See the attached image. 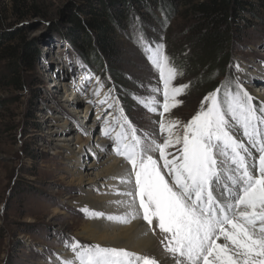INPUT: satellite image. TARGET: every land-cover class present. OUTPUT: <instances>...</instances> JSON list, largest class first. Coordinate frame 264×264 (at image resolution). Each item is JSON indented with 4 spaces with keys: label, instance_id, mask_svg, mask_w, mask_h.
Returning <instances> with one entry per match:
<instances>
[{
    "label": "rangeland",
    "instance_id": "obj_1",
    "mask_svg": "<svg viewBox=\"0 0 264 264\" xmlns=\"http://www.w3.org/2000/svg\"><path fill=\"white\" fill-rule=\"evenodd\" d=\"M188 1L0 0V34L13 35L0 45V264H60L57 262L66 250L70 251L65 240L92 245L79 237L88 219L72 206L82 201L86 192L70 172L69 150L83 148L72 143L83 131L80 137L85 141L86 165L97 162V153H111L107 150L111 141L103 135L104 122L111 124L114 117L122 122L119 109H123L138 134H158L159 115L149 113L134 98L148 96L149 89L158 82V73L137 43L139 32L153 46L163 44L166 55L182 70L183 75L174 85H190L178 97L182 103L165 114L166 118L180 121L181 126L188 122L201 108L204 97L217 89L210 78L219 87L226 80H238L254 98V105L264 104L252 95L258 82L264 81V13L263 19L241 14L245 20L238 21L239 35L234 37L231 48L223 54L210 55L195 40L193 6L198 2ZM90 7L113 19L111 36L119 54L111 68L117 71L120 81L94 74L82 58L83 53H88L74 42L83 35L73 16L76 14L84 25L91 16ZM21 40L39 51L38 62L15 75L4 56ZM229 55L230 62L226 60ZM15 66L21 65L14 63ZM57 76L71 81V85L63 82L58 89ZM73 93L81 102L77 107L69 103ZM122 99L129 104L128 110L122 106ZM87 111L89 121L83 120ZM65 121L69 124L63 127ZM91 136L104 142L107 151H100V146L99 152L93 151L88 144ZM178 147L167 151L176 154ZM101 169L86 173L94 176ZM105 179L99 175L88 191L99 194L97 190L105 188ZM157 238L159 258L165 254L163 257L173 264L161 243L164 235L158 233ZM145 254L156 258L150 252Z\"/></svg>",
    "mask_w": 264,
    "mask_h": 264
},
{
    "label": "snow or ice",
    "instance_id": "obj_2",
    "mask_svg": "<svg viewBox=\"0 0 264 264\" xmlns=\"http://www.w3.org/2000/svg\"><path fill=\"white\" fill-rule=\"evenodd\" d=\"M136 39L158 82L148 96L134 98L159 115L158 134H138L123 109L122 122L105 120L103 135L111 141L107 150L130 165L118 177L130 187L117 195L130 199L110 202L124 208L120 214L81 211L117 225L142 220L152 234L158 228L173 264H264V104L254 105L238 80L229 79L205 96L181 126L165 114L182 103L178 97L190 85H174L183 72L163 44L153 46L143 32ZM176 146V154L167 151ZM64 244L72 256L60 264H160L125 248L74 239Z\"/></svg>",
    "mask_w": 264,
    "mask_h": 264
},
{
    "label": "trees",
    "instance_id": "obj_3",
    "mask_svg": "<svg viewBox=\"0 0 264 264\" xmlns=\"http://www.w3.org/2000/svg\"><path fill=\"white\" fill-rule=\"evenodd\" d=\"M188 2H198L193 6L196 18L195 40L210 55L223 54L224 50L231 48L234 37L239 35L238 21L245 20L241 14L254 15L263 19L261 15L264 13V0H204L203 2L189 0ZM90 8L91 16L84 25L76 14L73 16L83 35L81 39L76 37L74 42L80 44L81 50L88 53V55L83 53L82 58L94 74L108 75L120 81L117 71L111 68L119 54L117 43L111 36L113 19L103 11ZM12 38L13 35L8 33L0 34V45ZM38 54L37 49L21 40L17 48H8L4 60L8 61L7 67L11 73L17 75L19 71L33 68L38 62ZM230 57L229 55L226 59L228 62ZM14 63H19L21 66L14 67ZM16 80H18L17 77L12 79V82L16 83ZM210 82L213 87H219L213 78H210ZM121 104L128 110L129 104L126 100L122 99Z\"/></svg>",
    "mask_w": 264,
    "mask_h": 264
},
{
    "label": "bare ground",
    "instance_id": "obj_4",
    "mask_svg": "<svg viewBox=\"0 0 264 264\" xmlns=\"http://www.w3.org/2000/svg\"><path fill=\"white\" fill-rule=\"evenodd\" d=\"M259 50V48H258ZM241 69V68H240ZM59 79L60 85H58V89L62 87L63 82H66L61 76H57ZM261 80V79H259ZM71 81L66 82L67 85H71L69 83ZM264 83V81H263ZM76 85H72L71 88H76ZM254 87V86H253ZM64 89V88H63ZM254 89V88H252ZM256 90L252 91V95L256 96L259 100H262L264 102V90L259 85ZM65 90V89H64ZM74 92V91H72ZM262 92V93H261ZM75 94V93H73ZM71 95V98L69 99V103L73 104L77 107L79 103H81L78 98H75V95ZM263 96V97H262ZM262 97V98H259ZM105 99H102L101 101H104ZM88 112L85 113V116H83V120L89 121L91 119L88 115ZM87 121L84 125H87ZM69 122L65 121V125H68ZM91 126V123H90ZM60 127L61 124H60ZM91 127H89L90 129ZM80 134H83V131L80 132ZM80 134L72 140L73 144H81L83 148L80 151H77L75 149H70L68 157L69 160L72 161V164L70 167L72 169L70 170L71 173H73L74 180L77 182V185L81 187V190L86 192V197L79 202H75L72 206L74 209L82 210L83 208L87 207L91 210L95 211H103L107 214H120L124 211V208L122 206H118L114 203H110L111 201H116L118 199L127 200L130 199L129 197L119 196L117 195L118 192H123L126 188L130 187L128 185H123L120 183V180L118 177L124 174L125 170L130 168V165L124 164V160L120 161V158H117L116 155L111 152H105V153H97L98 160L97 162H94V165L88 164L86 165V148H85V141L80 137ZM94 138L91 136L89 139L88 144L92 146V150L99 152L98 146H100L102 151V148H105V143L101 142L99 140H93ZM71 140V139H70ZM102 140V139H101ZM107 151V150H105ZM103 152V151H102ZM113 154V155H112ZM101 167V171L99 174H93L86 172H91L94 168ZM86 173V174H85ZM106 178L105 181L102 183L105 188L99 189V194H92V191H88V187L94 185L95 180L98 178V176ZM86 177V178H85ZM64 212H60L59 215H63ZM88 221L83 224L82 228L80 229L79 237H81L84 241H88L92 244H99L101 246L105 247H117V248H125L129 250L136 251L138 253L145 254L146 252H150L151 254H154L156 258H158L162 264H170V261H167V258L161 256L159 258L157 252V245H156V239L157 234L159 233L160 236H163L164 234H161L159 232V229H155V234H152L151 231L148 230V227L146 223H144L142 220H135L132 223L128 225H117L114 223H111L107 221L104 218H93L91 215H86ZM147 232V235H144L143 233ZM160 240V239H159ZM222 242V241H218ZM147 255V254H145ZM170 256L169 254H167ZM72 253L68 250H66V253L63 257L68 258L71 257ZM62 259V260H63ZM61 261V260H60ZM57 262V263H60Z\"/></svg>",
    "mask_w": 264,
    "mask_h": 264
}]
</instances>
